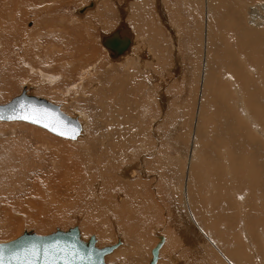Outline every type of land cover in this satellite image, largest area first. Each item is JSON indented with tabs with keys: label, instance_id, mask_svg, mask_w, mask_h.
Returning a JSON list of instances; mask_svg holds the SVG:
<instances>
[{
	"label": "rangeland",
	"instance_id": "374dc122",
	"mask_svg": "<svg viewBox=\"0 0 264 264\" xmlns=\"http://www.w3.org/2000/svg\"><path fill=\"white\" fill-rule=\"evenodd\" d=\"M91 1L93 0H0V104H6L21 94L25 85L24 82H28L31 85L29 88H32L29 93L40 98H46L61 106L62 111L70 116L77 117L84 114L85 118H88L87 120L84 119L87 125V141L82 140L90 143L87 144V148L91 149V145L94 143L100 151L98 152L102 154L101 152L108 150L109 147L114 148L118 142L131 143L130 146H127V153L129 152L128 155H130L139 151L137 152V161L134 159L126 162L131 159H127L129 158L127 156L121 165L119 160L116 162L117 166L113 165V161L106 162L110 163V169H104L101 172L94 169L90 172L91 175L88 174L89 179L86 177V171L90 165L85 167L83 164L85 161L83 157L86 153L83 151L82 146L78 145V141L73 142L59 138L42 128L24 122L0 123V243L12 241L28 231L44 236L57 230L66 231L77 226L82 230L85 239L96 236L101 247L114 245L119 240L122 241L121 247L108 256V264H149L152 258V249L159 243L156 235L165 238V245L160 252L158 264H233L227 255L217 251L212 246L213 244L211 245V243L217 244V241L215 240V242L212 238L216 235L215 232H218L217 228L220 231L219 236L224 235L223 229H226L224 224L209 223L208 226H205L210 227L212 230L208 229L211 230V233L213 232L210 235L211 237L208 235L211 240L209 241L206 238V235L210 234L206 232L207 228L201 226L202 231H195V226L189 223V218L185 215L184 209L181 207L183 212L179 208V198L185 190L186 173H190L191 169L188 164L192 158L190 150L193 148L195 118L199 116V98L196 102L195 100L192 101L193 94H190L191 92L183 96L181 84L174 82L178 78L177 75L182 74V70L177 68L178 61L184 60V65L189 61L193 62V57L190 58L188 53H184L182 56L181 53L185 48V44H183L182 37L175 38V35L177 34L176 26L178 28L183 25L180 30L186 29V25H184L186 23L184 22L187 21L189 16L191 17L188 9L191 8L194 11L195 6L189 0H181V2L180 0H176L177 2L175 0H98L97 9L93 8L81 14L79 12L81 8L90 5ZM141 1L145 2L149 12L147 11L143 14L144 16L136 19L137 16L133 17L129 12H135L134 6L142 3ZM226 1L229 8L238 4L246 8L261 7L264 4V0H248L247 4L242 3V5L240 2L237 3L238 0ZM181 6L182 10L179 8ZM219 14L217 12L215 16ZM156 18L161 21V25L157 26L156 23L155 25L152 23L155 22L154 19ZM118 29H124L123 31H126L134 42L133 49L124 59L122 57L110 58L102 47L101 37L110 35ZM159 29L162 33L160 36L162 41L158 46L159 64L153 66L147 62L145 67L147 69L151 67L149 72L153 74L156 73V70L159 71L160 69L161 71L164 69L161 62L163 64L167 62L168 65L165 68L167 70L164 69L163 71H165V74L169 73V78H166L162 72H160L162 76L158 73L154 78L156 82H153L148 87L149 89L145 86L140 96L139 88L136 86L137 79H145L150 74L147 69L136 68L138 64L135 67L130 63L132 61H129V64L122 61L128 57L132 58L130 55L138 59L142 53L143 58L140 60L146 62L145 55L147 52H153V49H151L155 40L153 33ZM168 36L171 39L170 44L167 41L169 40ZM141 39L143 40L141 41ZM176 40L178 41V50L179 53L181 52V57H174V48L176 47L173 42ZM184 56L190 58V60L188 61ZM249 63L255 64L254 69L262 67L257 62ZM95 67L97 74L92 75V78H85L89 75V70L92 69L95 72L93 70ZM35 68L48 73L47 75L52 79L54 78L55 81L51 84H39L40 76ZM139 74L142 75L138 76ZM164 78L167 79H165L167 83L173 82L170 104L167 107L162 105L160 109L158 107L159 111L154 107L147 108V97L153 94L150 89L155 85V89H165L161 87ZM91 79L98 82L96 88L91 86L93 85V82L90 83ZM83 81L86 88L85 93H81L82 95L76 94L75 90L70 89ZM167 85L164 86L167 90H170ZM111 87L115 91L122 89L124 98H126L125 92L133 88L131 96L126 99L123 98L122 104L119 103L121 107H117V109L109 105L108 100L105 101L104 94L108 93L107 96L110 97L108 90ZM176 93L180 95L177 96ZM118 94L121 97V93L118 92ZM181 101L185 104L184 110L181 109ZM103 107L108 108L104 110ZM136 108L140 112L136 111ZM176 108L178 109L176 110ZM172 109L173 111H171ZM167 112L168 115H165ZM171 113L173 116L169 115ZM154 118L156 120L152 121ZM112 120L114 123H118L114 129L108 126ZM172 131L173 133H171ZM170 140L174 142L172 145L169 144L170 148L165 147L166 144H161V142L170 143ZM151 142L153 144H150ZM146 146H148V151H144ZM142 148L144 149L142 150ZM161 151L170 153L174 157L173 164L172 161L169 165L165 164V158L163 160L160 154ZM180 152L181 154H179ZM81 153L82 155H80ZM177 158L180 159V163L183 162L181 171L177 165L179 162ZM183 159L184 161H181ZM78 161L79 163H77ZM196 161L198 162V160ZM102 162H105V158H102ZM133 162H136V164H129ZM175 162L177 163L175 164ZM139 163L143 164L145 168ZM199 164H203V162ZM131 165H136L141 170L136 169L126 172ZM123 166L125 167L123 168ZM172 169L176 170L173 171ZM198 170L199 173L201 172L198 173V185H200L198 187L203 196L201 187L204 182L201 181H203V178H207L208 174L206 173L208 171L205 168ZM147 173L149 174L147 175ZM178 173L180 175L182 173L181 177ZM126 175L128 176L126 177ZM165 176L166 178H164ZM81 177L85 180L88 178L87 182L93 184L89 188L90 190L79 185L78 182L82 179ZM94 177L95 179H93ZM128 177L132 179L130 180ZM97 179L98 181H96ZM181 179L185 181L183 182ZM142 183L148 184L143 198L147 196L146 192L156 193L159 196V200L156 198L155 202L152 203L156 211L145 219L146 222L137 219L136 213L138 210L133 205L134 202L131 201L134 199V194H132L133 197L131 196L132 191H135L136 185L142 187ZM247 190L250 192L251 187H247ZM238 192L247 194L244 190H238ZM87 193L90 194L89 197L86 196ZM251 193L254 194L253 190ZM219 194L225 196L226 192L221 188ZM82 195L86 196L87 202L82 199ZM116 196L118 197L116 198ZM228 196L231 201L235 198L234 192H228ZM129 202L132 204L129 205ZM121 204H125L124 207ZM257 206L259 209L261 208V204ZM108 209L118 216V220L116 217L111 219V211ZM120 211H124L123 215ZM125 212H127V215ZM206 212L210 211L206 210ZM248 218L250 219V217ZM187 223L191 225L189 226ZM240 224L237 232L235 231L236 233L241 232L244 227ZM260 225L262 224L253 228L251 226L254 233L258 231V234L253 235L256 239L258 238L256 241L264 237V226ZM256 235L258 236L256 237ZM225 236L229 237L228 240L234 242L235 235ZM134 249L135 251H133ZM123 251L126 252L123 257L129 256L132 252H135L136 256L138 254L136 261L133 263L132 260H112L116 257L120 258ZM254 251L255 257L252 261H257L258 249H254Z\"/></svg>",
	"mask_w": 264,
	"mask_h": 264
},
{
	"label": "bare ground",
	"instance_id": "6f19581e",
	"mask_svg": "<svg viewBox=\"0 0 264 264\" xmlns=\"http://www.w3.org/2000/svg\"><path fill=\"white\" fill-rule=\"evenodd\" d=\"M99 1L98 0L91 1L90 5L81 8V10L79 12L81 14H83V13H85V12H87L93 8L97 9ZM182 1H184V0H182ZM189 1L191 2V4L193 6H195L193 8L194 11L191 10V8L188 9L189 6L187 7L188 12L191 14V17L189 16V18H187V21L184 22V23H186V24H184V25H186L185 30H180V27L183 25H180V27H178V28L176 26L177 34L175 35V38H178L179 36L182 37L181 39H182V41H184L183 44H185V48L183 49L182 53L181 52L180 53L182 54V56L184 53H188L190 58L193 57V62H190L189 61L190 58H187L186 56H184V57H186V59H188V61H189L186 65H184V60L178 61L177 68L179 70H182V74L177 75L178 78L175 79L174 82H177V84H181L182 92H183V93L182 92L181 93L183 94V96L184 95L186 96L187 93L191 92L190 94H193L192 101L195 100V102H196L197 98H199V100H198V110H199L198 115L199 116L197 118H195V120H196V124L194 125L195 126V129H194L195 133L194 134L195 135H194V140H192V142H193L192 147L193 148L190 146L192 149L191 150L189 149L191 151L190 153H191L192 158L190 157L191 159L189 160L188 165L190 166L191 169H190V173H188V174L186 173L187 177H186V182L184 185L185 190H183V193L181 194V196L179 195L180 196L179 208L181 209V207H182L184 209V211L186 212L185 215H187V218H189V223H191L192 225L195 226V229H194L195 231L199 232L202 229L201 226H204V227L208 226L209 223L224 224V227L226 228V229H223L224 235L219 236L220 231L216 227L218 232H215L216 235L213 236L212 238L214 239V241L215 240L217 241V244L211 243V245L213 244L212 246L217 251L222 252L223 254L227 255L231 259V261H230L231 263H233V264H264V262H263L264 237L259 239V241H261L259 243V241H256L258 238L256 239L254 237L255 236L254 234L255 233L258 234L257 233L258 231H255V233L252 231V228L256 227V225L262 224L264 226V213H263L264 212V6H263L264 4L261 3V4H263V5H261V7H257V6L253 7L252 6L251 8L250 7H248V8L242 7V6H239V4H238V5L232 6V8L231 7L229 8L226 0H189ZM247 1L248 0H238L237 3L240 2V4L242 5V3L247 4ZM180 2H181V0H180ZM255 5H257V4L255 3ZM259 5H260V2H259ZM134 7H135V12H129V14H131V16H133V17L137 16L136 19H138V17L144 16L143 14L147 13V11L149 12V10H147V8L145 6V2H142L140 4L138 3V5L137 6L135 5ZM185 7H186V5H185ZM179 8H181V10H182V6ZM128 11H130V9H128ZM136 11H139V12H136ZM185 11H186V9H185ZM79 12H78V14H80ZM217 12H219L220 14L218 16H215V14ZM154 21L155 22H152L154 25H155V23L157 26L161 25L160 24L161 21L158 18L154 19ZM177 22H179V21H177ZM141 25H143V24H141ZM123 30L124 29H118L115 32L111 33L110 35H103L101 37L103 50L105 49L106 52L109 54L110 58H112V59L113 58L116 59L118 57H120V58L122 57L124 59L133 49L134 42H133L132 37L126 31H123ZM181 32H182V34H181ZM161 34L162 33H161L160 29L154 31L153 36L155 37L154 38L155 40L153 41V44L151 46V49H153V52L152 51L147 52V54L145 55V58H147L146 62L140 60L141 58H143L142 53L138 59H135V58H133V55H130L132 58L128 57L127 59L123 60L122 62H125V63L127 62V64H129V61H132L130 63L132 65H134L135 67L138 64V67H136V68L140 67L139 69H141V70L147 69L145 67L147 62L152 64L153 66H157L159 64L158 46H159V43L162 41V39L160 38ZM112 36L119 39L121 42L125 38H127L129 40L128 49L118 56H116L111 50H109L106 46H104L105 41L107 39L111 38ZM113 37H112V39H113ZM168 38H169V40H167V41L170 44L171 39L169 36H168ZM142 40L143 39H141V41ZM162 44H160V45H162ZM173 44L176 47V48H174L175 49L174 50L175 51L174 57L175 56L181 57L179 50H178V41L177 40L174 41ZM166 49H167V47H166ZM123 55H124V57H123ZM249 62H251V63L257 62L258 64H261L262 67H260L259 69H254L255 64H250ZM166 63L164 62V64H163V62H161V65L163 66L164 69L166 68V65H168ZM201 65H202V69H201ZM153 66H152V68H153ZM184 66H186V67H184ZM150 68L148 67L149 70L147 69V72L150 74V76L146 77L145 79L142 78L143 80L137 79L138 81L136 83V86L139 88L140 96H141V93L143 92L145 86H147V88H148L149 86H151V84L153 82L154 83L156 82V80H154V78L157 76L158 73L160 74V72H162L163 74H165V71H163L164 69H162L161 71H160V69H159V71L155 69L156 73L152 74V72L151 73L149 72ZM35 70H36V68H35ZM93 70H95V72L92 71V69L89 70V72H88L89 75L87 74L88 76L87 77L85 76V78H90V77L92 78L95 73L97 74L96 67ZM165 70H167V69H165ZM256 70H257V72H256ZM86 71H85V73H86ZM130 71H132V70H130ZM37 74H39V76H40L39 77V84H42V83L51 84L55 81L54 78L52 79L50 76L47 75L48 73H45L42 70H38ZM168 74H165L166 78H169ZM140 75H142V74H139L138 76H140ZM160 75L162 76V74H160ZM144 76H145V73H144ZM166 78H164V81L161 82L162 83L161 85H163V86L160 85L162 88L164 87L165 89H163V90H159L157 88L155 89L156 85L152 89H150L153 94L147 97V100H146L147 108L154 107V109H157L159 111V109L161 108L160 106L165 105L167 107V105L170 104L169 100H171L170 95L172 93V83L173 82L167 83ZM170 79H171V77H170ZM92 82H93V85H91V86L93 88H96L98 86V82L92 81V79H91L90 83L92 84ZM121 83H120V85H121ZM24 84L25 85L23 86V89H22L23 93H26L29 96H34L36 98H40V97H37V96L29 93V90H31L32 88H29V86H31V85L28 82H24ZM167 84H169V85H167ZM164 85L165 86L167 85L168 87H170V90H167ZM85 88L86 87H85V84L83 81L79 85L74 86L70 89L75 90L77 92L76 94L80 95L81 93H85L84 92ZM132 90H133V88H130V90L125 92L126 98L131 96ZM164 90H165V92H164ZM108 92L110 93V97H109V95L107 96L108 93L104 94L105 98H106L105 101L108 100L107 102L109 103V105H112L116 109H117V107H121L120 104H122V101H123L122 99L124 98L122 89L115 91V89L113 87H111L108 90ZM118 92L121 93V97L118 94ZM178 94H177V96H178ZM19 95H17V96H19ZM99 95H101V94H99ZM126 98H124V99H126ZM41 99H45V100L49 101L46 98H41ZM139 100H140V98H139ZM49 102L52 103L51 101H49ZM52 104H54V103H52ZM136 104H138V103H136ZM187 104H188V102H187ZM55 105H57V104H55ZM57 106H59V105H57ZM101 106H103V105H101ZM59 107H60V110L62 111L61 106H59ZM158 107H159V109H158ZM184 107H185V104L182 103V101H181V109H183ZM192 107H194V106H192ZM107 108L108 107H106V109ZM103 109L106 110L104 107H103ZM154 109H153V112H154ZM177 109L178 108H176V110ZM113 110H115V109L113 108ZM161 110H163V109H161ZM136 111L140 112L139 110H137V108H136ZM171 111H173V109ZM174 111H175V109H174ZM188 112H189V110H188ZM110 113H111V111H110ZM128 113H130V112H128ZM66 115H68V114H66ZM165 115H168V112L165 113ZM169 115L173 116L172 113ZM68 116H70V115H68ZM175 116H176V114H175ZM70 117L78 120L80 127H81L79 136L75 140H69V141H73V142L78 141V145H81L82 148L84 149L83 151L86 153V154L83 153L85 155L83 157V160L85 159V161H84V163L82 162L85 165V167L90 165L89 169H87V171H86V177L89 178L88 174L91 175L92 173H90V172H92V170H94V169L97 171H100V172L103 171L104 169L105 170L110 169V165H109L110 163H106V162L113 161L114 162L113 165L117 166L116 162H118V160H119L120 161L119 164L121 165V163L126 160L127 156L129 157L127 159H130V158L131 159L129 161H126V162H130L131 160H134V159H135V161H137L136 157H137V152H139V151L132 153L130 155H128L129 152L127 153V146H130L131 143L130 144H124L123 142L117 143V141H116L117 144L114 148L109 147L108 150L101 152L102 154L99 153L100 151L97 149V147L95 146L96 144H94V143H92L91 149L87 148V144H90V143L86 142L87 141L86 140V138H87L86 137L87 125H86L85 120H87L88 118L86 119L84 114L78 115L77 117L76 116L75 117L70 116ZM193 117H194V115H193ZM155 118L153 120L152 119L151 120L155 121L156 120ZM116 119H118V118H116ZM192 119H194V118H192ZM113 120H115V119H113ZM113 120L111 123L108 124V126H110L112 129H114L115 126L118 124L116 122L114 123ZM167 121H166V124H167ZM172 121L174 122V120H172ZM10 122L12 123V122H19V121H10ZM117 122H120V121H117ZM0 123H5V122H0ZM171 124H172V122H171ZM180 124H182V123H180ZM106 125H107V123H106ZM108 126H106V127H108ZM148 126H150V125H148ZM185 126H186V124H185ZM171 133H173V131ZM170 137H171V135H170ZM82 140H86V141L84 142ZM89 141H91V140H89ZM157 142H159V141H157ZM132 143H133V141H132ZM150 144H153V142H151ZM161 144H166L165 147L170 148L169 144L172 145V144H174V142H172L170 140V143H167V142L162 143L161 142ZM101 145H103V144H101ZM135 145H134V147H135ZM104 146L106 147V145H104ZM110 146H111V144H110ZM148 146H146L145 149L142 148V150L144 149V151L145 150L148 151L147 150ZM179 147H181V146H179ZM161 148H163V147H161ZM81 151H82V149H81ZM169 151H167V152H169ZM140 152L143 153V151H141V150H140ZM181 152L179 154H181ZM184 152H186V151H184ZM160 154L162 155L163 160L165 158L164 161L166 162L165 163L166 165H169L171 163V161L174 159V157H172L170 155V153H163L162 152ZM80 155H82V153ZM79 157H81V156H79ZM102 158H105V162H102ZM183 158H184V156H183ZM78 159H80V158H78ZM184 159L181 161H184ZM179 160L180 159H178L177 161H179ZM195 160H198V162L196 161L197 162L196 163ZM173 162L174 161H172V164H173ZM201 162H203V164H199ZM77 163H79V161ZM176 163L177 162H175V164ZM182 163H180V161H179L177 164L178 167L180 168V171L182 168L181 166H183ZM129 164H136V162L129 163ZM74 165H75V163H74ZM84 165H83V167H84ZM92 165H94V167H92ZM140 165L144 166L143 164H140ZM153 166H154V164H153ZM124 167L125 166H123V168ZM154 167H156V165ZM175 167H177V166L175 165ZM139 168L136 165H131L128 168V170H126V172L127 171L128 172L134 171L136 169L141 170ZM144 168H145V166H144ZM200 168L201 169L205 168L206 171H208L206 173V174H208L207 178H203V181L200 180L201 182H204L203 183L204 185L202 184L203 186L201 187L202 188L201 191L203 192V196H202V193H200V190L198 187V186H200V185H198V173H199L198 169H200ZM150 170H148V171H150ZM174 170H176V169H174ZM122 171L125 172L124 169H122ZM168 171H169V169H168ZM168 171H166V172H168ZM143 172H144V170H143ZM145 172H147V171H145ZM170 172H172V171H170ZM118 173H119V171H118ZM141 173H142V171H141ZM148 174L149 173H147V175ZM168 174H170V173H168ZM178 174L180 175V173H178ZM123 175L125 176V174H123ZM123 175H122V177H123ZM181 175H182V173H181ZM181 175H180V177H181ZM127 176L128 175H126V177ZM162 176H164V175H162ZM166 176H167V174H166ZM166 176L164 178H166ZM169 177L171 178V176H169ZM172 177H174V176H172ZM88 178L86 180L82 178L78 183H80L79 185L82 186L83 188L90 190L89 188H91V186L93 184H91V182H89V181L87 182ZM93 179H95V177ZM98 179L96 181H98ZM183 179H184V177H183ZM168 181H169V179H168ZM138 182H140V181L138 180ZM97 183H99V182H97ZM134 183H136V182H134ZM147 186H148V184L144 183L142 186L144 190L142 191V187L139 185L138 186L136 185L137 188L135 187L136 188L135 191H132V193H131V196H132V194H134V199L131 201L134 202L133 205L138 210L136 213L137 219L140 221H143V222H146L145 219H147L151 213L153 214L156 211V209L153 207L152 203L155 202L156 198H157V200H159V196L156 193L154 194V193H150V192H146L147 196L145 198H143V195H145L144 192H145V189L147 188ZM152 186H153V184H152ZM94 187H96V186H94ZM130 187H132V186H130ZM247 187H251V191L253 190V193H254L253 195H252V193L250 194L251 191L248 192ZM221 188L223 189L224 192H226L225 196L219 194ZM118 190L120 191L121 189H118ZM238 190H244L245 192H247V194L244 192L239 193ZM130 192H131V190H130ZM159 192H160V190H159ZM228 192H234L235 198L232 201L228 196ZM170 193L172 194V192H170ZM255 193H256V195H255ZM87 195H88V193L86 194V196ZM89 195L87 197H89ZM118 195L120 196V194H118ZM85 197L82 195V199L84 201L86 200ZM117 197L118 196H116V198ZM184 197H185V199H184ZM120 198H118V199H120ZM114 200H116V199H114ZM87 201L88 200H86V202ZM147 202H148V204L146 205ZM131 204L132 203L129 202V205H131ZM258 204H261L260 209L257 206ZM116 205H118V204H116ZM124 205H122V207H124ZM122 207H120V208H122ZM110 209H108V210L111 211ZM183 209H181V210L183 211ZM206 210L210 211V212H206ZM123 212L124 211H122L121 214ZM127 212H125L126 215H127ZM204 212H206V213H204ZM110 215L109 216L111 217V219L115 218V217L117 219V217H118L112 211H111ZM125 216H123V217H125ZM248 217H250V219ZM112 221H114V220H112ZM240 221H241L242 226L244 225V227L242 228L241 232L236 233L238 230V226L240 224ZM189 223H187V224L189 225ZM262 225H260V226H262ZM217 226L219 227V225H217ZM251 226H252V228H251ZM260 226H258V227H260ZM77 228L79 230L81 239L83 241L89 240V238L88 239L84 238L83 232L80 229V227H77ZM205 228H207V227H205ZM208 228H210V227H208ZM208 228H207L206 232L210 233V234H207L206 238L209 241H211L210 235H212L213 232L211 233L212 229L210 228L211 229L210 230ZM235 228H236V230H235ZM28 233H32V231H30V232L28 231ZM225 235H228V236L229 235H235L236 237L234 236V242L230 241V239L228 240L229 237L227 238V236H225ZM257 236L258 235H256V237ZM93 237L96 241V246L99 248H102L101 246H99L97 237L96 236H93ZM156 237L159 239V242H160V238H162V246L158 252V260L156 263V264H158L160 261V252L165 245V238L163 236L158 237L157 235H156ZM218 237H220V238H218ZM135 238H137V237H135ZM118 242L120 243V245L110 255H112L116 250H118L121 247L122 241L119 240ZM116 244H114V245H116ZM110 246H113V245H110ZM238 246H239V248H238ZM254 249H258V252H257V259L258 260L257 261H252L255 257ZM247 250L249 252H246ZM133 251H135V249ZM125 254H126V252L123 251L122 256L120 258L116 257L115 259H112V260H114V261L132 260L134 263V261H136V257L138 256V254L136 256L135 252H132L129 256L123 257V255H125ZM110 255H108V256H110ZM108 256H106V258H105L106 263H107Z\"/></svg>",
	"mask_w": 264,
	"mask_h": 264
},
{
	"label": "water",
	"instance_id": "95a60500",
	"mask_svg": "<svg viewBox=\"0 0 264 264\" xmlns=\"http://www.w3.org/2000/svg\"><path fill=\"white\" fill-rule=\"evenodd\" d=\"M112 37L104 46L116 56L128 49L127 38L121 42ZM10 121L34 125L67 140H75L81 130L78 120L63 113L59 106L23 92L8 103L0 104V122ZM119 245L118 242L99 248L93 236L83 241L77 227L44 236L24 232L12 241L0 243V264H107L106 256ZM161 246L162 238L152 249L149 264L157 263Z\"/></svg>",
	"mask_w": 264,
	"mask_h": 264
}]
</instances>
